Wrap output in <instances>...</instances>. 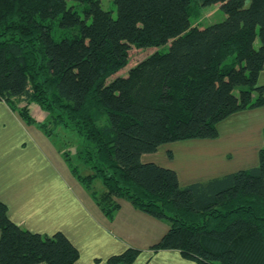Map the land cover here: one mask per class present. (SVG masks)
<instances>
[{
    "label": "trees",
    "instance_id": "1",
    "mask_svg": "<svg viewBox=\"0 0 264 264\" xmlns=\"http://www.w3.org/2000/svg\"><path fill=\"white\" fill-rule=\"evenodd\" d=\"M67 1L0 0V100L30 122L34 102L84 138L77 156L93 172L67 159L107 217L126 199L168 220L152 250H179L193 264H264V148L255 167L186 186L174 169L142 160L169 142L217 137L219 121L264 105V0H200L226 14L206 27L191 24L192 0H114L117 17L101 0H75L84 16ZM166 44L116 75L133 47ZM139 253L107 261L132 264ZM79 257L65 233L20 226L0 200V264Z\"/></svg>",
    "mask_w": 264,
    "mask_h": 264
},
{
    "label": "crops",
    "instance_id": "2",
    "mask_svg": "<svg viewBox=\"0 0 264 264\" xmlns=\"http://www.w3.org/2000/svg\"><path fill=\"white\" fill-rule=\"evenodd\" d=\"M258 82L264 84V69L259 74ZM0 111L2 120L9 118L12 124L21 125L20 115L4 100H0ZM3 122H0V187L5 186L8 190L0 192V199L7 204L9 217L14 222L40 233L53 234L57 231L65 233L80 251L77 264H110L108 258L120 254L116 251L128 246L139 249L140 253L143 249L138 246L148 248L147 253L150 257L145 264H150L158 257L166 262L174 257L180 261L179 264H193L191 261L187 263L180 260L187 258L179 250H152L151 246L157 243L168 229L165 231L164 226L159 228L156 222L159 218L136 208L130 201L121 199V207L112 218L107 217L96 204L91 191L77 177L71 175L70 164L67 165L60 159L59 152L55 153V156L60 164L51 161L48 165L49 173L41 181L29 178V165L22 154L20 152L15 156L7 154L9 147L14 145L18 146L17 149H11L15 152L22 148L21 131L12 126L6 130ZM217 129V137L206 139L209 145L221 146L228 140L229 144H237L239 157L244 161L242 169L259 164L260 150L264 147V105L241 109L230 114L217 123ZM4 138L7 139V144L3 142ZM160 147L151 154H144L142 160L167 166L154 159V156H150L158 155ZM173 151L172 149V153L166 156L175 161L177 155ZM224 155L227 159L230 158L226 152ZM172 169L177 172L182 186L231 173L228 171L214 177L207 175L198 177L194 176L195 172L192 171H186L187 176H184L179 165H174ZM1 175H4L3 180ZM72 213L78 214L75 219H71ZM49 219L52 222H49ZM44 220L49 222L48 226L42 224ZM142 240H145V244ZM102 249L106 250L105 255L98 252Z\"/></svg>",
    "mask_w": 264,
    "mask_h": 264
},
{
    "label": "rangeland",
    "instance_id": "3",
    "mask_svg": "<svg viewBox=\"0 0 264 264\" xmlns=\"http://www.w3.org/2000/svg\"><path fill=\"white\" fill-rule=\"evenodd\" d=\"M200 2H201L200 0H192L191 15H190V21L192 25L206 27L211 24L221 22L225 19L226 14L221 9L219 3L202 5ZM67 5L69 7L73 6L76 10L79 11V13L82 16H84L83 10L84 7L87 6L86 4L75 0H68ZM101 5L103 9L111 11L113 16L117 17L118 14L117 5L114 2V0H101ZM168 47L169 44L162 46L145 47L141 49L133 47L130 50L129 64L125 68L121 69L116 75H127L130 66L135 65L136 63L140 62L145 57L151 55L157 50L167 51ZM24 104L26 103L20 102L18 104L19 105L18 108H21L20 106H24ZM27 106L30 111V114L33 117V120L31 122L21 117V115L17 112V110H14L12 107L11 109L13 111H16L20 115L21 125H18L17 123L12 124V121L9 118L2 120V115H1L2 111H0V122L4 121L3 123H5L4 126H6L5 127L6 130H9L10 129L9 127L12 126V128L15 127L16 129L21 131L22 139H21L20 147L22 148H19L15 152L11 149H17L18 146L14 145L13 147H9L7 154H13V156H15L17 152H20L22 154L21 156L23 157L24 160L27 161L29 165L28 167L29 178L37 179L38 181H41L42 178H44V176H46L49 173L48 165L51 161H54L55 164L59 165L60 164L59 159H57L55 156V153L58 152L60 153L58 154L61 155L60 159H63L67 165L70 164L69 163L70 161L67 159V157H69L71 161L73 160L72 162L78 166L81 174L87 175L92 173L93 171L91 167L83 163V161L79 160L77 156L82 151L85 152V145H87V143L84 140V138L75 130L66 128L64 126H55L51 122L49 123V113L43 110L40 105L32 102L29 103ZM40 123H46L47 129L43 128L40 125ZM206 139L208 138L180 140V141H176V143L169 142L160 147V151L158 155H150V156H154V159H157L159 162L167 165L166 167L169 168L174 167V165L175 166L179 165V167L181 168V172L183 173L184 176L186 175V171L195 172L194 176L198 175V177H205V175L209 177L211 176L214 177L217 176L218 174H223L228 171L236 172L242 169L244 161L239 157V154L237 152L238 149L237 144H229L228 140H226L223 142V145L221 146L220 145L211 146L208 144ZM3 142L7 144V139L4 138ZM172 149L174 150L173 153H176L177 155L175 161L170 159V156L169 158L168 156H166L172 153ZM225 152L230 156L229 159L225 157L224 155ZM147 154H151V153H147ZM161 159H164V161ZM69 170L71 172V175L75 176V174L72 172L71 166H69ZM3 176L1 175V179L3 178ZM3 184L5 185V181ZM93 186L94 189L97 190L98 192H101L104 189L103 182L100 178L94 180ZM6 189L7 188L5 186H1L0 192L4 193L6 192ZM77 215L78 214L76 213H72L71 219H75ZM49 222H52L51 219H49ZM49 222L44 220L42 221V224L48 226ZM156 222H158L159 228H162V226H164L165 231L169 227L168 226L169 222L166 219H162V220L156 219ZM46 233L43 232L42 234H46ZM50 234L51 233H48V235ZM142 242L145 244V240H142ZM136 245H140V244H136ZM145 247L146 246H138V248L143 250L141 251V253H139V256L132 264L147 263L150 256L147 253L148 248ZM127 248H129V246ZM127 248H124L123 250H117L116 252L121 253ZM98 252L101 255L106 254V250L103 249L99 250ZM160 259L161 257L155 258L153 262L151 261L150 264L180 263V261H177L174 257L171 259V261H167V262L165 260H160ZM180 260L186 261L187 263L188 261L194 263V261L188 259L181 258Z\"/></svg>",
    "mask_w": 264,
    "mask_h": 264
}]
</instances>
